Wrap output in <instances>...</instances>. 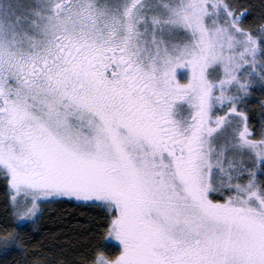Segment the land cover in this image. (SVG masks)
Wrapping results in <instances>:
<instances>
[{"label": "snow or ice", "instance_id": "1", "mask_svg": "<svg viewBox=\"0 0 264 264\" xmlns=\"http://www.w3.org/2000/svg\"><path fill=\"white\" fill-rule=\"evenodd\" d=\"M256 91L264 0H0V253L264 264ZM64 199L101 214L35 240Z\"/></svg>", "mask_w": 264, "mask_h": 264}, {"label": "trees", "instance_id": "2", "mask_svg": "<svg viewBox=\"0 0 264 264\" xmlns=\"http://www.w3.org/2000/svg\"><path fill=\"white\" fill-rule=\"evenodd\" d=\"M253 6V12L258 13L262 0H247ZM264 96V93L256 91L253 96L247 101V111L250 116L249 123L259 126L262 119H264V110L261 109L259 100ZM4 199L3 189L0 187V216L4 213ZM101 214L100 209L93 205L84 202H75L73 200L64 199L62 202L53 201L45 207L43 223L44 228L38 233L34 239L40 240L43 233H47L49 239L52 234L56 233L65 223L69 226L72 221H78L83 228H77L76 231L83 233L87 229L88 221L96 218ZM105 244L115 245L109 240L104 241ZM18 255L15 252L7 254L0 253V264H17Z\"/></svg>", "mask_w": 264, "mask_h": 264}, {"label": "rangeland", "instance_id": "3", "mask_svg": "<svg viewBox=\"0 0 264 264\" xmlns=\"http://www.w3.org/2000/svg\"><path fill=\"white\" fill-rule=\"evenodd\" d=\"M74 201V200H73ZM75 202H78V201H75ZM109 241H111V240H109ZM111 242H114L115 243V241H111Z\"/></svg>", "mask_w": 264, "mask_h": 264}, {"label": "flooded vegetation", "instance_id": "4", "mask_svg": "<svg viewBox=\"0 0 264 264\" xmlns=\"http://www.w3.org/2000/svg\"><path fill=\"white\" fill-rule=\"evenodd\" d=\"M114 243V242H113ZM115 244V243H114Z\"/></svg>", "mask_w": 264, "mask_h": 264}]
</instances>
